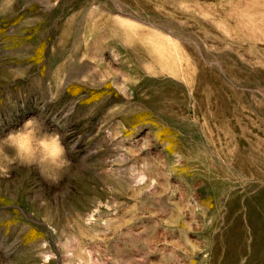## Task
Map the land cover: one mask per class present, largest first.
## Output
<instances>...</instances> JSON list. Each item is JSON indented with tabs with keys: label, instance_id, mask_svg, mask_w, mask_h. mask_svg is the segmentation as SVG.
Instances as JSON below:
<instances>
[{
	"label": "rangeland",
	"instance_id": "1",
	"mask_svg": "<svg viewBox=\"0 0 264 264\" xmlns=\"http://www.w3.org/2000/svg\"><path fill=\"white\" fill-rule=\"evenodd\" d=\"M0 264H264V0H0Z\"/></svg>",
	"mask_w": 264,
	"mask_h": 264
}]
</instances>
